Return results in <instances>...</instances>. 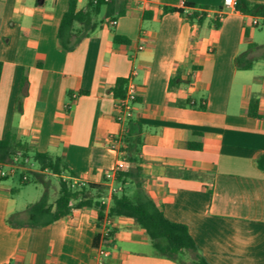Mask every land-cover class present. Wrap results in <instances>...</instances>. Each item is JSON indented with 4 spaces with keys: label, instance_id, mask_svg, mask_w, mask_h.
I'll return each instance as SVG.
<instances>
[{
    "label": "crops",
    "instance_id": "0c3cea01",
    "mask_svg": "<svg viewBox=\"0 0 264 264\" xmlns=\"http://www.w3.org/2000/svg\"><path fill=\"white\" fill-rule=\"evenodd\" d=\"M68 1L0 0V139L14 132L59 157L73 173L63 176L106 184L108 205L116 185L105 174L124 158L113 144L125 130L112 88L131 76L147 193L169 220L187 226L209 264H264V171L256 165L264 153V37L254 31V15L225 9L224 0H115L114 14L104 16L103 4L101 24L67 50L57 30ZM88 1L77 0V9ZM247 1L264 8V0ZM164 7L206 15L190 21ZM251 43L256 61L237 68L235 56ZM187 98L193 105L180 104ZM252 98L259 117L248 115ZM17 179L24 184L18 176L0 179V264H95L106 219V264H178L158 256L131 218L105 216L98 226L94 206L43 226L9 223L39 194L24 192L17 202Z\"/></svg>",
    "mask_w": 264,
    "mask_h": 264
},
{
    "label": "trees",
    "instance_id": "16d2710c",
    "mask_svg": "<svg viewBox=\"0 0 264 264\" xmlns=\"http://www.w3.org/2000/svg\"><path fill=\"white\" fill-rule=\"evenodd\" d=\"M77 0H69L68 6L63 13L57 30V38L61 46L67 50L74 49L79 42L87 37L102 21L97 17L104 4V16L113 15L115 12V0H97L95 3L89 0L84 9H77ZM186 7H195L193 3H186ZM235 9L250 15L264 16V8L260 4L247 0H237ZM164 12H179L188 20L201 21L206 13L204 11H193L185 14L180 7H164ZM123 13L119 7L117 15ZM216 25L220 22L218 17L214 19ZM114 41H127L121 36L114 35ZM253 44L234 58V64L239 69H250L253 61L249 56ZM2 63L0 61V75ZM171 79V86L175 82ZM126 78L116 79L112 88L115 98L125 96ZM27 85L26 76L21 81V94ZM21 97V96H20ZM137 97L135 99V103ZM180 103V102H179ZM181 105H193L189 98ZM199 108H204L199 105ZM248 115L259 117L257 114V99L252 98L249 103ZM125 130L117 139L119 141L118 151L124 154L128 167L124 170L115 171L113 176L116 188L112 190L110 202L107 205L101 198L107 193L106 184L79 183L77 187H71L63 180L62 174L67 171L73 174L63 164L59 157H51L48 153L35 150L27 142L17 138L16 133L7 132L5 137L0 139V162H6L17 153L23 156H30L37 162L40 170L47 169L58 178V191L54 200H50L48 181L44 173H37L36 178L43 183L44 190L41 197L34 203L29 204L23 211L12 214L8 221L13 225L43 226L67 216L73 208L94 206L97 208L98 226L106 218L124 216L131 218L144 228L151 246L158 256L171 259L178 264H209L199 251L187 226L183 223L169 220L163 213L162 208L154 201L145 189V176L142 172V131L143 125L136 119L130 118L124 123ZM190 146V145H189ZM257 167L264 171V153L256 160ZM21 180V179H20ZM30 180V179H29ZM29 180L22 181L24 184ZM105 181H108L107 179ZM112 230L109 233L111 236Z\"/></svg>",
    "mask_w": 264,
    "mask_h": 264
},
{
    "label": "built area",
    "instance_id": "2783aa9c",
    "mask_svg": "<svg viewBox=\"0 0 264 264\" xmlns=\"http://www.w3.org/2000/svg\"><path fill=\"white\" fill-rule=\"evenodd\" d=\"M94 3L97 0H92ZM107 1V0H105ZM224 7L225 9H235L237 0H224ZM221 15V14H220ZM116 19H112L109 21L111 26L116 24ZM252 25L255 27H260L264 25V16L257 15L252 18L251 21ZM142 48V46H139ZM126 91L125 96L123 98L117 99L116 103V115L115 119L118 122L125 123L126 120L133 117V106L135 104V99L137 97V90L136 85L132 80V77L129 76L126 78ZM117 144H119L118 140H115L113 147L118 149ZM40 170L37 162L34 161L29 156H23L21 153H17L12 158L6 162H0V179L12 176H18L22 181L29 180V172H32L34 167ZM128 166V162L125 158H120L115 166L106 172L105 177L110 179L114 176L115 171L124 170ZM43 171H48L47 169ZM63 180H65L68 185L74 187L75 185L79 184L78 180L74 177H66L62 175ZM105 202V201H102ZM108 219L104 221L103 225V242L96 247L95 250V264H106L105 259L110 254V250L108 247L105 246V238L109 237V233L111 229L108 226ZM107 239V238H106ZM7 264H22L20 262H9Z\"/></svg>",
    "mask_w": 264,
    "mask_h": 264
},
{
    "label": "rangeland",
    "instance_id": "374dc122",
    "mask_svg": "<svg viewBox=\"0 0 264 264\" xmlns=\"http://www.w3.org/2000/svg\"><path fill=\"white\" fill-rule=\"evenodd\" d=\"M254 31L257 34V37L263 38L264 37V25L260 26L259 28L254 29ZM253 62L256 61V58H251ZM37 167V166H36ZM46 180L48 181V189H49V193H50V197L51 199H53L56 195H57V191H58V178L57 176L51 174L49 171H47V173H44ZM10 182L12 183V181L10 180ZM14 185L16 187H19L22 191L21 193H18L16 191H13L12 194L14 196H16V200L17 202H21L24 199V192H39L36 200H38L44 190V185L42 182H40L36 176L34 175V173H31L30 175V180L25 183V184H18V179L14 181ZM77 185H75L74 187H77ZM72 187V186H71ZM23 188V189H22ZM25 188V189H24Z\"/></svg>",
    "mask_w": 264,
    "mask_h": 264
}]
</instances>
